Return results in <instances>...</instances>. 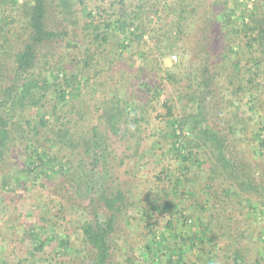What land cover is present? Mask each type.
<instances>
[{"label": "trees", "instance_id": "obj_1", "mask_svg": "<svg viewBox=\"0 0 264 264\" xmlns=\"http://www.w3.org/2000/svg\"><path fill=\"white\" fill-rule=\"evenodd\" d=\"M12 3L15 7L20 5L19 0ZM76 10L82 19L75 15ZM217 42L221 48L215 56ZM137 43L140 48L126 57L127 50L131 51ZM179 50L191 61L184 77L161 66L163 56ZM134 56L141 64L129 72L124 61H132ZM228 63L231 78L239 77L242 81L234 94L244 89L243 80L256 89V79H264V0H257L252 8L240 0H138L134 5H129L128 0H21L18 14L0 16V162L10 150L12 133H19L21 125L27 128L26 133L29 131L34 137L42 134L49 143L47 146L37 144L28 138L27 170L38 169L39 157L47 165L59 161L51 152L56 146L73 151L78 145L82 147L79 154L82 152L85 159H90V168L83 167L85 161L81 164L75 186H86L89 200L103 206L106 214L102 215L92 206L91 217L78 221L88 248L80 264H111L117 219L126 211L127 200L117 186L97 184L95 179L98 165L107 169L106 156L112 153L111 144L117 150V143L123 141L125 133L121 134V130L128 121L132 124L131 130L124 129L133 137L128 139L122 152L127 151L128 157L138 153H141L140 158L145 157L141 147L143 137L140 133L136 137L135 131H138L139 121L147 119L138 116L136 110L144 98L142 94L150 93L151 88L129 92L128 88L135 89L130 73L142 80L144 75L153 77L158 72V84L172 85L171 97L162 100L161 112L154 119L164 126L170 149L180 160L174 192L187 181L181 195L193 197L196 179L210 159V168L215 166L231 181L225 191L236 185L242 190L251 188L260 193L261 185L252 183L250 172L237 163L235 129L216 95L217 78L221 69H229ZM249 64L255 66L252 71H248ZM86 83L102 129L93 125L84 136L75 134V122L67 117L64 109L71 99L81 95ZM158 84L153 85V90L163 92L166 86L160 88ZM51 94L53 97L49 98ZM176 103L189 110L179 114ZM32 108H37V123H33V117L24 115ZM74 111L85 121L82 109L74 106ZM143 112L146 110H141V115ZM260 128L264 129V124ZM22 132L20 137L26 139L27 134ZM260 143L264 145V136ZM34 155L37 157L33 158ZM142 166L136 158L129 171L135 174ZM47 169L42 168L44 172ZM161 172L166 178L164 168ZM211 183L213 178L209 177L201 187L209 184L211 187ZM169 202L177 207L173 201ZM191 206L200 209L203 204L195 200ZM176 211L185 218L182 209ZM50 227L55 235L60 234L56 222ZM148 230L155 235L153 229ZM207 234H210L209 240H213L211 230ZM146 250L147 255L154 256L149 245ZM177 252L179 263L184 251L180 248ZM234 253L232 264H243L244 255L238 249ZM0 264L8 263L0 260Z\"/></svg>", "mask_w": 264, "mask_h": 264}, {"label": "rangeland", "instance_id": "obj_2", "mask_svg": "<svg viewBox=\"0 0 264 264\" xmlns=\"http://www.w3.org/2000/svg\"><path fill=\"white\" fill-rule=\"evenodd\" d=\"M137 1L128 0V3L134 5ZM240 1L249 8L257 4V0ZM19 4L21 6V0ZM15 6L12 0H0V16L15 12L18 14L19 6ZM75 15L83 18L79 10H76ZM139 48L140 44L137 43L131 51L127 50V54ZM220 48L221 45L217 42L215 56L220 53ZM127 54L126 57L131 55ZM124 62L129 72L141 64L137 56L132 61ZM190 62L188 55L179 50L163 56L161 66L163 69L174 70L176 74L179 72L178 75L184 77ZM247 68L252 71L255 66L249 64ZM130 75L134 79L131 82L135 89L128 88L129 92L151 88L150 93L143 91L144 98L140 108L136 110L138 116L147 119L140 120L138 131H135L136 137L139 133L143 137L141 147L145 157L140 158L141 153L128 157L127 151L122 152L128 139L133 137L129 132L132 124L128 121L122 126L121 134L125 133L123 141L117 143V150L111 142L112 153L106 156L107 169L98 165L95 179L97 184L117 186L127 200L126 211L117 219L111 264H232L235 249L244 255L243 264H264V145L260 143L264 136V129L260 128L264 124V79H256V89H252L243 80L244 89L234 94L233 91L239 88L242 81L239 77L231 78L232 70L229 66L228 70H220L216 82V95L221 109L235 129L237 163L244 171L250 172L252 183L261 185L260 193L251 188L248 191L242 190L236 185L230 191H225L224 188L229 187L231 181L215 166L210 168L212 160L209 159L204 163L201 176L196 179V193L191 197L181 195L186 190L187 181H183L177 192L172 190L180 160L170 149L164 126L154 119L161 112L159 108L162 100L171 97L172 85L165 84L163 92L161 89L153 90V85H157L159 81V76H156L159 75L158 72L153 77L144 75L142 80L136 78L135 73ZM248 77L245 75V78ZM87 84L83 86L81 95L71 99L64 109L67 117L75 122V134L84 136L89 134L93 125L100 123L97 120L99 114L95 112V102L90 97L91 94H88ZM158 85L164 88L163 85ZM52 97L51 94L49 98ZM176 104L179 114L189 110ZM74 106L78 110L82 109L85 121L78 118ZM153 107L156 109H152ZM141 110L146 112L141 115ZM36 112L37 108H32L25 111L24 115L26 118L33 117V123H37ZM22 126L19 133H12L10 150L0 162V260L8 264H80L88 248L82 239L78 221L91 217L92 206H96L102 215L106 214L103 206L89 200L86 186H75L84 161L86 166L83 167L86 170L90 168L89 158L85 159L82 152L79 154L82 151L79 145L75 151L69 147L56 146L51 152L59 161H51L47 165L39 157L36 162L38 169L27 170L25 157L29 150L25 146L29 144L28 138L37 144L47 146L49 143L42 134L34 137L29 131L26 133L27 128L23 129ZM99 128L102 129V126L99 125ZM124 128H129V131L126 132ZM22 130L27 134L26 139L20 137ZM185 130L188 132V129ZM36 157L37 155L33 156ZM209 157L211 158V154ZM136 158L143 166L133 174L129 170L133 168ZM45 167L48 169L44 172L42 168ZM162 168L167 173L166 178L163 177ZM209 177L213 178V185L201 187V183L204 184ZM195 200L203 204L200 209L191 206ZM169 201H173L178 209ZM181 209L185 218H181L176 211ZM53 222L57 223L59 235L52 232L50 225ZM148 228L153 229L155 235ZM210 230L213 240H209L210 234H207ZM147 245L154 256L147 255ZM180 248L184 253L178 263L177 250ZM172 259L173 262H170Z\"/></svg>", "mask_w": 264, "mask_h": 264}]
</instances>
